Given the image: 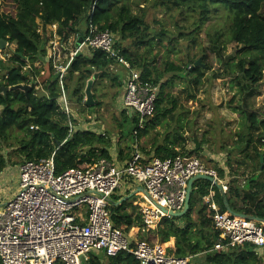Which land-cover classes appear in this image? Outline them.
<instances>
[{"label": "trees", "instance_id": "16d2710c", "mask_svg": "<svg viewBox=\"0 0 264 264\" xmlns=\"http://www.w3.org/2000/svg\"><path fill=\"white\" fill-rule=\"evenodd\" d=\"M127 1L0 0V39L7 41L11 54L7 59L3 57V51H0V89L11 88L7 94L0 93V106L3 107L0 113V142L8 141L14 131L23 132V136L19 139V154L27 160H40L54 156L58 174L70 168L93 164L101 158L111 159L107 149L110 145L107 135L84 129L71 131L70 119L57 101L61 93L60 76L53 72L52 56L47 58V41L38 31L40 23L45 32L48 26L56 23L58 34L65 43H69V39L75 33H81L80 26L83 23L87 26L84 34L88 32L89 26L93 25L101 31L109 29L118 36L117 49L132 65L140 68L145 79L154 81L160 89L155 112L148 118L145 128L140 130L139 138L166 122L167 126L174 129L173 132H166L163 141L153 146L155 157L165 159L180 154L193 156L200 153L207 142L206 139L200 140L201 146L198 151L194 148L176 149L179 139L184 142L186 140L183 117L180 112L175 114L179 104L172 91L176 88L177 81L187 84L188 96L191 99L197 98L194 86L199 88L204 83L207 70L226 67L229 72H241L245 79L255 85L262 81L264 76V0H183L189 2L191 7L201 10L203 21L209 19L211 7L227 8L231 13L228 42L236 43L238 49L235 55L225 61L223 52L226 43L221 41L225 34L217 31L213 36L215 46L209 50V62L205 63L202 60L203 64H207L206 68L195 66L196 61L192 60L184 66L169 64V67L163 71L139 61L130 47L124 45L126 41H131L132 46L145 43L143 33L147 30L144 15L135 14ZM161 2L178 4L179 0H162ZM187 35L182 34V36ZM26 59L32 63L31 67L36 74L40 71L33 63L38 60L44 63L43 66L48 74L44 81L45 87L41 92H38L34 85L28 94L22 89H14L19 85H29V78L23 72L24 67L28 65ZM113 63L115 62L110 55L102 50L80 51L64 77V88L69 90L67 77L76 75L78 81L73 87V92L71 91L73 97L77 99L78 104L88 107L87 109L98 106L95 93H92L95 104L86 105L87 82L96 76L97 80L109 77V73L116 72L118 67H122L116 64L117 66L115 65L116 67L112 69ZM46 65H48L47 68ZM119 74L121 77L113 75L111 79L122 84L121 80L125 75L123 77L122 71ZM123 93L124 89L120 95L122 96ZM122 111V117L131 120L133 125L130 136L133 137L134 142V130L139 122L137 113ZM171 118H175L174 125L178 127L169 124ZM77 121V118L72 119L74 125H78ZM121 121L120 118L119 128L123 137L125 133ZM242 125L244 131L239 135L246 143V147H253L256 140L255 129H261L260 135L264 137V116L257 112L252 111L243 116ZM239 135L238 139H240ZM262 145H264V138ZM256 150L259 149L256 148ZM257 155L259 156L258 168L246 181L245 186H240L237 180L233 179L229 182L228 192L224 193L211 181L198 179L194 182L188 212L182 217L165 218L157 228L143 227L139 241L156 246L168 243L175 238L176 248L169 249V252L178 258L191 257L188 264H264L263 258L251 244L217 248L218 242L220 245H225L228 240H220V232L212 225L215 210L211 204L204 201V197L210 194L211 189H214L216 191L214 200L218 203L221 212H226L229 207L234 213L247 214L264 220V162L261 161L262 156L264 159V152H258ZM6 166L5 158L0 155V172ZM223 177L224 171L221 170L220 178ZM120 199L114 197L112 200L110 207L112 220L116 227L122 228L126 234H129L134 227L142 226V217L140 212L134 214L136 208L130 204L133 198L119 202ZM194 211H197L198 219H194ZM211 228L215 232V241L211 240L209 233ZM198 234L202 237L206 236V244L201 240L202 237H198ZM0 264H2L1 258ZM88 264H140V262L132 253L124 251L115 256L92 254Z\"/></svg>", "mask_w": 264, "mask_h": 264}, {"label": "built area", "instance_id": "2783aa9c", "mask_svg": "<svg viewBox=\"0 0 264 264\" xmlns=\"http://www.w3.org/2000/svg\"><path fill=\"white\" fill-rule=\"evenodd\" d=\"M40 24L39 32L44 31ZM47 31L52 32L49 39L56 38L57 42L55 69L61 82L57 101L70 119L71 131L77 129L72 123L76 117L63 81L77 54L86 50H102L114 60L112 69L116 64L125 69L121 105L123 110L137 113L139 122L130 159L124 164L101 158L58 174L51 156L25 160L19 166L17 193L0 207L2 264H88L92 254L115 256L124 251L132 253L140 264H188L189 257L178 258L162 245L134 242L122 228L116 227L110 209L113 195L129 179L142 186L156 202L141 206L142 226L154 229L165 218L174 217L171 213L184 210L191 178L201 174L214 177L224 193L229 185L219 180L215 168L197 157H144L139 149V132L155 112L160 89L121 54L114 32L90 25L88 32H77L65 43L56 23L48 26ZM72 42L75 48L69 49L67 45ZM209 203L215 210L214 229L220 232V240H228L225 245L218 242L217 248L251 244L260 256L264 254V223L221 212L213 201Z\"/></svg>", "mask_w": 264, "mask_h": 264}, {"label": "rangeland", "instance_id": "374dc122", "mask_svg": "<svg viewBox=\"0 0 264 264\" xmlns=\"http://www.w3.org/2000/svg\"><path fill=\"white\" fill-rule=\"evenodd\" d=\"M161 1H127L135 14L144 15L147 25V30L143 33L145 43L139 46H132L131 41L124 43L126 47H130L139 61L146 62L160 71L166 70L169 64L184 66L192 60L198 61L200 58L205 63H208L209 50L215 46L213 36L217 31L225 34L221 38V41L226 43V48L223 52L224 60L226 61L230 56L236 54L238 45L228 42L231 13L227 8L224 6H217V9L211 7L212 11L209 14V19L203 21L200 14L201 10L197 7H191L192 5L189 2L179 0L178 4L173 2L163 4ZM80 27L82 29L81 33H84L87 28L86 24L83 23ZM40 32L43 39L47 41V58L52 56L53 72L57 74L55 69V64H57L58 60L56 38L53 40L49 39V33L52 32L43 30H40ZM183 33L191 35L182 36ZM67 47L74 49L75 45L72 42ZM2 51L3 57L10 58L11 54L8 47ZM26 61L28 65L24 67L23 72L29 78V85H34L36 90L41 92L45 87L44 81L48 74L43 66L44 63L42 60L33 63L40 71L36 74L31 67L32 63L29 62V59H26ZM47 67L48 65H46ZM118 68V71L109 73V77L97 80L96 76L87 82V85L91 86V92L96 94V102L98 103L96 107L87 109L88 107L85 108L84 105L78 104L77 99L73 97L71 91L73 92V87L78 81L76 75L71 78L67 77L69 85L67 92L71 101V110L73 109L74 112V118L81 120V122L77 121L76 124L90 123V127L95 129L100 127L102 130L107 129L106 131L109 134L119 135L118 138H120L119 121L121 118L122 121L120 123L127 139H119L118 142L116 140L115 142L118 143L119 148H122L123 144L127 147L129 140L133 142V137L130 136L133 125L131 120L122 117L123 107L121 105L120 92L124 89V78L121 80L122 84L111 79L113 75L121 77L119 74L121 71L124 73L120 67ZM4 71H7V69H4ZM194 88V92L197 94L196 99H191L188 96L189 89L185 82L177 81V86L172 91L179 104L175 114L177 115L180 112L183 117L185 132H189L187 134L190 140L189 145L195 148L194 136L199 141L202 139L207 140L203 145L202 151L193 155V157L200 159L206 166L215 168L219 176L222 170L229 181L236 179L240 186H245L246 181L258 168L259 156L257 153L264 152V145H262L264 137L260 135L261 129H255L256 140L253 143V147L250 148V146L246 147V143L241 140L239 134L244 131V126L242 125L243 116L248 115L252 111L264 116V76L262 81L255 85L245 79L241 72L232 73L227 71L226 67L224 69H212L205 72L204 83L199 88L196 86ZM94 104L95 102L92 105ZM2 108L1 105L0 113ZM175 118L169 119L171 126L175 124ZM174 126L178 127L177 125ZM170 130H172L171 132L174 131L173 128ZM151 135L153 136V133ZM238 135L240 139H238ZM22 136L23 132L14 131L8 141L2 140L0 142V155L5 158L7 163L5 172L0 176V207L17 193L19 166L27 160L18 152L19 139ZM255 147L259 150H256ZM123 152L120 157L126 158L127 156ZM262 158L263 156L261 160ZM209 233L211 234V240L215 241L216 237L213 228H211ZM141 234L142 232H138L137 229H132L128 235L131 240L132 238L140 240L139 236ZM198 237L200 238L202 235L198 234ZM201 240L206 244V236H203ZM162 246L165 247L166 245L162 244Z\"/></svg>", "mask_w": 264, "mask_h": 264}, {"label": "crops", "instance_id": "0c3cea01", "mask_svg": "<svg viewBox=\"0 0 264 264\" xmlns=\"http://www.w3.org/2000/svg\"><path fill=\"white\" fill-rule=\"evenodd\" d=\"M121 68H122V70L124 72L123 74H125V77H124V80H125V78H126V71H125V69L123 67H121ZM88 86L89 85H87V87ZM86 91H87V89H86ZM66 92H67V90H66ZM67 95H68V92H67ZM77 120L81 122L80 119L77 118ZM89 124L90 123H84V124H82V123L80 124L79 123L78 126L75 125L76 128H77L76 130H78V129H84V130L94 131V132H96L98 134L107 135L108 136V139H110V145L107 148L109 150V153H110V156H111V159L110 160L118 163L119 165L124 164L125 162H127V160L130 159V156H131V153H132V150H133L132 145H131L132 144V141L131 140H129V143L127 144V147L125 146V144H123L122 145V148H119V145H118L117 142H118L119 139L120 140L127 139V138H125V136L122 137L120 135V138H118L119 135L109 134L108 131H106L107 129H103L102 130V129H100V127H99L100 130L99 129H95L93 127H90ZM167 124L168 123L166 122L163 125L157 127V129L153 130L152 132H150L148 134H144V135L141 136V138L139 139V149L143 153L144 157H146L148 159H150L152 157H155L154 156V148H153V146L155 144L161 143L163 141L164 135L166 134V132H171L172 131V130H170L171 128L169 126H167ZM151 133H153V136L151 135ZM187 134H189V132L184 134V137L186 138L185 142L183 140L179 139V141L177 143V146H176V149L177 150H180V149L181 150H184V149L191 150V149L194 148L193 146L189 145L190 144V140H189ZM115 140L117 142H115ZM124 146H125V148H124ZM122 152L124 153V155L127 156L126 158L120 157V155H122ZM127 152H129V153L126 154ZM5 170H6V168L2 172H0V176H1V174H3L5 172ZM230 170H231V168H230ZM219 180L220 181H223V182H225V183H227L229 185V182L230 181H229V179H228L227 176L224 175V177L223 178H220ZM217 182L220 184L219 181H217ZM141 188H143V187L142 186H139L137 183L133 182L131 179L126 180L124 182V184L122 185V187L113 195L112 200H113L114 197H119V198H121L119 202H122V201L128 200L130 198H133V201H131L130 204H133V206H135V208H136L135 211H134V214L139 213L141 206H152L151 205L152 204V201L141 190ZM215 194H216V191L214 189H211L210 194L204 197V201H205V203L210 204L209 203V200H211L219 208L218 203L214 200ZM130 207H131V205H130ZM193 217H194V219H198V213H197V211H194ZM133 229H137V231L141 233L143 231V226L134 227ZM132 241L137 242L139 240H136L135 238H132ZM164 244L166 246H168V247L165 246L168 249L175 250V248H176V246H175V238H172L168 243H164ZM95 255H102V254H97L96 253ZM261 257L264 260V254Z\"/></svg>", "mask_w": 264, "mask_h": 264}, {"label": "water", "instance_id": "95a60500", "mask_svg": "<svg viewBox=\"0 0 264 264\" xmlns=\"http://www.w3.org/2000/svg\"><path fill=\"white\" fill-rule=\"evenodd\" d=\"M7 47V41L4 40V39H0V50H4L5 48ZM195 66H203V67H206L205 64H203L202 62V58H200L198 61H196L195 63ZM32 86L31 85H19V86H16L14 87V89H22L24 91H26V93L28 94L29 91L31 90ZM11 88L9 87H2L0 89V93L1 92H4L5 94H7V92L10 90ZM86 97H87V104L88 105H92L94 100H93V96H92V92H91V86L89 85L88 88H87V91H86ZM194 143H195V148L194 150L195 151H198L201 144H200V141L198 140V138L196 136H194ZM263 162V158L261 160ZM198 179H205V180H208V181H211L213 184L217 185L219 188H221L220 184L217 182V180L214 178V177H211V176H208V175H204V174H201V175H197L193 178L190 179L189 181V186H188V194H187V199H186V204H185V208L183 211L181 212H177V213H171L172 216L174 217H182L184 216L189 208H190V201H191V195H192V192H193V186H194V182L197 181ZM141 190L150 198V200L156 204V202L150 197L149 193L144 189V188H141ZM227 207H228V204L226 203ZM163 208V207H162ZM164 209V208H163ZM165 210V209H164ZM229 213H232V214H237V215H242V216H245L247 218H251V219H256V220H259L261 221L262 223H264V220H261L259 218H256L254 216H251V215H247V214H238V213H234L229 207H228V210H227Z\"/></svg>", "mask_w": 264, "mask_h": 264}, {"label": "bare ground", "instance_id": "6f19581e", "mask_svg": "<svg viewBox=\"0 0 264 264\" xmlns=\"http://www.w3.org/2000/svg\"><path fill=\"white\" fill-rule=\"evenodd\" d=\"M150 203V202H149ZM152 205V204H151ZM168 245V244H167Z\"/></svg>", "mask_w": 264, "mask_h": 264}]
</instances>
